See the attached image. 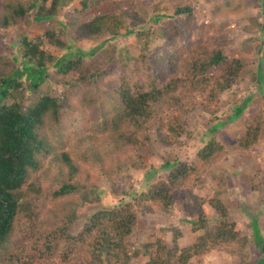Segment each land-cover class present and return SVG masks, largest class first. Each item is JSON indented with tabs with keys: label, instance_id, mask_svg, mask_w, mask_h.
<instances>
[{
	"label": "trees",
	"instance_id": "16d2710c",
	"mask_svg": "<svg viewBox=\"0 0 264 264\" xmlns=\"http://www.w3.org/2000/svg\"><path fill=\"white\" fill-rule=\"evenodd\" d=\"M67 1L7 0L0 6V28L29 19L51 21ZM124 11H118L114 0H82L81 8L66 12L60 28L42 34L60 49H72L64 38L65 28L74 40L95 36L101 41L90 52L75 49L57 58L23 32L18 37L23 67L9 69L8 63L15 59L0 50V264H189L192 259L204 264L203 258L213 250L246 262L251 238L236 228L222 192L205 198L190 189L224 157L226 147L214 133L242 117L248 99L235 104L227 121L208 131L197 153L199 166L183 160L167 162L166 179L141 191L125 188L130 200L100 205L72 232L82 206L101 201L102 176L111 178L130 167L145 166L140 151L150 143L152 128L164 145L181 144L192 109L198 103L208 109L238 82L245 68L243 59L225 54L223 29L198 22L191 4L155 16L165 26L159 30L163 42L154 48L152 29L144 28L146 22L137 12L131 13L140 54L132 56L126 49L117 62L109 63L99 49L107 35L119 34ZM177 17L181 19L176 21ZM255 25L264 38V21H256L251 29ZM259 49L264 52V40ZM24 75L36 93L49 79L59 92L38 94L28 105L17 102ZM109 75L113 77L106 78ZM260 78L264 81V73ZM244 130L240 144L254 150L264 132V111L247 119ZM90 131L89 137L96 140L92 147L72 150ZM97 131L102 138L96 139ZM54 162H58L54 182L46 187L43 178L52 172ZM89 166L96 168V174ZM260 173L245 175L253 189L261 187ZM180 193L189 194L185 209L196 216L192 229L200 234L195 241L181 246L183 234L178 228L171 245L163 237L138 244L128 239L140 211H170ZM206 205L216 212L213 223ZM253 234L264 251L256 219Z\"/></svg>",
	"mask_w": 264,
	"mask_h": 264
},
{
	"label": "rangeland",
	"instance_id": "374dc122",
	"mask_svg": "<svg viewBox=\"0 0 264 264\" xmlns=\"http://www.w3.org/2000/svg\"><path fill=\"white\" fill-rule=\"evenodd\" d=\"M7 0H0V6ZM82 0H68L61 6L57 16L51 21L39 22L29 19L28 22H20L6 28H0V50L10 59L9 69L22 68L23 58L18 37L26 32L36 38L41 47L53 52L57 58L62 57L75 49L86 51L98 46L100 39L95 36L74 40L69 29L65 28L64 38L70 41L72 49H60L52 45L43 32L48 28H60V22L65 21V14L68 10L81 8ZM118 4V11L124 8L121 14L124 26L118 35H107L108 40L102 44L99 53L108 59L109 63L117 62L127 49L132 56L140 54V43L135 33L131 31L134 27V19L131 13L137 12L139 19H144V28H151V47L160 45L163 40L160 37V28L165 26L163 19H154L156 15L172 14L176 7L191 4L194 8L198 22L212 23L218 29H223L226 36L221 40V46L229 57H238L244 60L245 68L241 73L238 82L229 90L222 93L208 109L198 103L188 115V129L182 137L181 144L166 146L157 138L156 129L150 131L151 141L141 149L145 166L142 169L130 167L127 170L116 173L113 177L102 176L99 181L100 202H86L80 209V218L73 226L72 232H76L84 220L95 212L100 205L109 207L120 200H130L125 188L135 187L141 191L150 183L166 179L169 169L167 162L177 160L187 161L199 166L198 150L202 147L207 133L218 122L227 121L234 113L235 104L244 105L245 112L235 122H227L217 130L214 135L225 145L224 157L205 175L199 183L190 189L197 196L209 198L217 192H222L221 198L228 206L231 219L236 222V228L245 235L250 236L251 241L246 250L244 264H264V251L262 246L257 247L254 241L253 221L256 219L264 239V132L254 150L244 149L240 140L245 135L244 123L254 114L264 111V81L260 78V72L264 73V52H260V45L263 43V35L255 24L256 21H264L263 0H114ZM135 11V12H134ZM180 17L175 20L178 21ZM153 19L150 24L149 21ZM181 19V18H180ZM213 33H216L213 31ZM8 67V66H6ZM52 71V66L50 67ZM109 75L106 78H112ZM22 86L16 93L15 100L28 105L35 102L37 95L47 92H59V87L53 80L41 84L36 93L29 88L25 79ZM87 133L85 140L73 145L72 150L88 149L94 142ZM97 138H102L100 131ZM54 162L52 172L43 178L44 186H51L54 182V174L57 166ZM92 174H96V168L89 166ZM261 170V187L253 189L246 181L245 175H254ZM189 191V190H187ZM186 193L177 195L172 210L167 212H144L138 215V224L134 232L128 238L132 243L138 244L156 237L165 238L171 245L173 231L181 229L183 236L179 239L180 245H188L196 240L200 231H193V216L185 209L188 200ZM211 223L214 222L215 210L209 205L205 206ZM258 239V237H256ZM204 264H242L238 256L227 251L213 250L203 258ZM197 260L192 259L189 264H196Z\"/></svg>",
	"mask_w": 264,
	"mask_h": 264
}]
</instances>
